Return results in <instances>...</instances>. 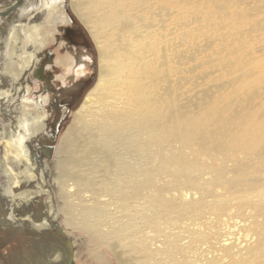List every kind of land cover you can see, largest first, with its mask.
I'll return each mask as SVG.
<instances>
[{
  "label": "bare ground",
  "instance_id": "6f19581e",
  "mask_svg": "<svg viewBox=\"0 0 264 264\" xmlns=\"http://www.w3.org/2000/svg\"><path fill=\"white\" fill-rule=\"evenodd\" d=\"M263 10L264 0H22L0 18L5 236L67 240L62 264H76L75 232L97 262L264 264ZM71 13L94 42L97 74L58 137L50 178L30 138L55 81L82 76L91 58L71 50L57 62L72 76L34 78ZM39 196L42 216L28 211Z\"/></svg>",
  "mask_w": 264,
  "mask_h": 264
},
{
  "label": "rangeland",
  "instance_id": "374dc122",
  "mask_svg": "<svg viewBox=\"0 0 264 264\" xmlns=\"http://www.w3.org/2000/svg\"><path fill=\"white\" fill-rule=\"evenodd\" d=\"M8 1L9 0H0V7H6L5 5L7 4ZM67 1H69V0H67ZM66 5H67V2H66ZM261 15L262 16L264 15V10H263ZM5 16H7V15H5ZM2 17H4V16H0V18H2ZM71 17H72L71 21L74 19V22L78 23V25L84 31L86 37L88 38V41L91 44V50H90L91 54H88V55L91 58L92 63H91V66L87 67V69H86V73H90V75H89L90 81L85 86V88H84L85 90H82L80 95H77V97L75 98L77 101L75 100L76 103L74 104V106H68V105L64 104V105H61V107L59 108L58 105H60V103L58 105L55 103L50 104L49 110L51 112V117L48 118L46 121H44V126L42 127L43 128V134H44L43 138L44 137L45 138L50 137L49 148L46 149L47 151L42 149V148L39 149V151L41 152V155L43 156L44 161H46V163L49 164V168H51L50 178H51V176L54 175L55 168H56L55 162L53 161V156L55 154L54 149L56 147L57 151H58V148L62 144L60 142V139L62 137L61 134L64 135L65 130L72 123L74 111L79 107L80 103L82 102V98H83L85 92L87 91V89L94 83V81L96 79V74H97V52L95 50L94 42H93L92 38L90 37V34L86 30L85 26L83 25V23L79 20V18L73 13H71ZM58 34H60V33H58ZM57 42H58V40L55 42H51L49 45L46 46L47 51L49 52L50 56L52 54H53L52 56H54V61L50 62L54 66V68L52 69L53 71L51 70V74L54 75V73H56L59 75L72 76L71 73H68L65 70L64 65H62V62L64 63L63 54L64 55L66 54V52H64L65 48H64V46H61V48H58V50H57L56 49L57 48ZM58 58H62L61 59L62 62H60V63L57 62ZM262 63H264V58L261 59V61H260V64H262ZM90 68L92 69V71L89 70ZM85 74H83V75H85ZM76 79H74V80H76ZM58 83L61 84V82L57 80L56 85ZM211 83L215 86L219 84V82L217 80L213 81ZM67 84H69V82ZM208 84H209V81L205 80L203 82V84L199 87H206V86L208 87ZM197 88L190 89L188 93L192 94V95H193V93L196 94L195 90ZM59 99H61V100L63 99L62 101H65L64 96L60 95ZM72 101L73 100H71V102ZM53 102L58 103V102H60V100H58V98H56L55 100H53ZM50 131H51V135L47 136V134H49ZM60 135H61V137L58 139V137ZM13 168L15 170H20V169H22V165L17 163L15 165H13ZM0 169H1V167H0ZM0 183H2L3 185H6V186L8 185L7 180L2 175L0 176ZM13 187L18 188L19 185L18 186L13 185ZM51 189L53 191L55 200L57 201V189H56V187L53 186V184H51ZM20 190H15V192H19ZM0 191H3L2 185H0ZM1 195H4V194L0 192V205H1L0 213L2 212V210L3 211L7 210V207H8L7 203L9 202V198H6V199L2 198ZM41 200H42V197L39 196V199L36 202L31 203L29 205L28 211L33 212L35 214L39 213L40 216H42V214L44 213V211H43L44 206L42 205ZM237 217H241V216H238V215L235 216L232 214L233 219H236ZM59 221H62V220H59ZM231 226H232V224H231ZM18 232L19 233H17L14 236H9V235L5 236L6 231H4L3 228H0V264H20L19 263L20 261L30 259V257L32 255L36 256V258L38 260H42V261L38 262L39 264H62V262L65 260V257L69 256V254H68L69 250L67 249V246H66L67 240L64 242L62 241V249H61V246H59L60 249L62 250L63 254H62L61 258H59V260H58V259L53 258L54 253L50 250V248L47 245L52 238L56 237L55 235L48 234L47 235L48 237H46V236L45 237L44 236L38 237L37 236L32 242V240H31L32 237H30L29 233L26 236V235H24L22 230H20ZM247 232H248V230H246L245 228L239 227V231H238L237 235L241 234L243 236ZM75 235L73 233H70L68 235V238L71 241L72 240L76 241L75 245L78 246V249L76 250V253H75L76 264H106L105 262H107V261H109L108 264H115L114 263V257L111 253H107L106 255H104V258L102 261L97 262V259L94 258V254L91 251L92 247L87 246V241L85 239L81 240L79 237H77V236H82L83 234H79L78 232H75ZM33 243H35V245ZM56 245H59V244H56ZM48 260L49 261L51 260V261L49 262ZM38 263H34V264H38ZM30 264H32V263H30ZM68 264H69V261H68ZM219 264H227V262L226 261L225 262L220 261Z\"/></svg>",
  "mask_w": 264,
  "mask_h": 264
},
{
  "label": "flooded vegetation",
  "instance_id": "af4514ba",
  "mask_svg": "<svg viewBox=\"0 0 264 264\" xmlns=\"http://www.w3.org/2000/svg\"><path fill=\"white\" fill-rule=\"evenodd\" d=\"M60 35L63 36V38L65 39V40H63V43H62V46H64V48H65L64 52L70 53L71 50H74L72 52L73 55H77L78 52H82L83 55H86V56H87V54H91L90 53L91 44L88 41V38L86 37L84 31L78 25V23L74 22V19L66 27H64L63 30H61ZM61 41H62V39H61ZM77 47H79L80 49ZM52 55L50 56V54H49V57L46 60H44V61L42 60V62L40 64H38V66H37L38 71L35 74L36 78H34L35 81H37V83L46 82V85H50V86L53 85L52 82H54V79L52 77L54 75H56V73H54V75H52V74H48V73L43 71V66L45 64H48V63L51 64L50 62L54 61V56H52ZM90 62L92 63V61H90ZM91 63H90V66H91ZM91 68L89 70L92 71ZM89 75H90V73H86L85 75L78 77L76 80H73V77H71V79H69V84H66L64 86L62 84H59V85L54 84L53 89L55 92H53V90L50 89L51 92H53L54 96L49 100L48 104L45 106V108H46L45 116L37 122L36 133L34 134V136L32 138H30L31 144H32V142H34V145L37 149V152L40 154V157L43 158L39 149L42 148V149L46 150L47 148H49L50 137L49 138H47V137L43 138L44 134H43V128L42 127L44 126V121H46L48 118L51 117V112L49 110L50 104L55 103L58 105L60 103V105H58L59 108L61 107V105H64V104L68 105V106H74V104L77 101L75 98L77 97V95H80L82 90H85L84 89L85 86L90 81ZM60 95L65 97V99H64L65 101H62L63 99L62 100L59 99ZM56 98H58V100H60V102H58V103L53 102V100H55ZM71 100H73V101L71 102ZM49 135H51V131L49 132V134H47V136H49ZM43 161H44V159H43ZM53 161H54V156H53ZM44 163L46 164L47 167H49V164L46 163V161H44ZM21 165L23 168L24 164H21ZM49 171L51 173V168H49ZM34 202H36V201H33L32 203H34ZM31 213H33V212H31ZM51 243H54L53 245H55L58 249H60V247L56 244H59L62 246L61 243H58L57 241H54V240H51ZM61 249H60V251L62 253ZM53 258L59 260V258L55 255Z\"/></svg>",
  "mask_w": 264,
  "mask_h": 264
},
{
  "label": "water",
  "instance_id": "95a60500",
  "mask_svg": "<svg viewBox=\"0 0 264 264\" xmlns=\"http://www.w3.org/2000/svg\"><path fill=\"white\" fill-rule=\"evenodd\" d=\"M21 1L22 0H15V2L12 3L10 6L0 11V16L7 15L12 9H14L17 5H19Z\"/></svg>",
  "mask_w": 264,
  "mask_h": 264
}]
</instances>
